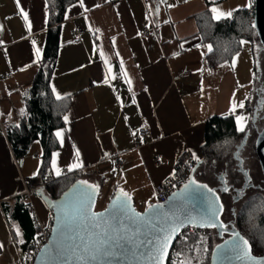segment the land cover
<instances>
[{
	"label": "crops",
	"instance_id": "crops-1",
	"mask_svg": "<svg viewBox=\"0 0 264 264\" xmlns=\"http://www.w3.org/2000/svg\"><path fill=\"white\" fill-rule=\"evenodd\" d=\"M252 5V0H170L168 9L160 0L72 4L61 25L51 82L54 97L67 99L68 108L65 126L54 132L58 149L45 177L80 173L81 181L99 189L104 207L116 192L126 193L142 210L155 204L156 188L174 175L184 153L201 159L204 123L214 116L204 112L213 71L203 66L209 46L201 41L196 17L210 11L215 19ZM47 20L45 0H0L3 129L24 118V97L39 71ZM76 28L83 29L79 41L73 38ZM6 75L11 77L1 79ZM141 128L150 135L137 149ZM32 151L20 165L0 129V264H16L20 254L4 205L23 197L27 180L38 176L41 149L36 145ZM27 202L47 223L51 213L42 199Z\"/></svg>",
	"mask_w": 264,
	"mask_h": 264
},
{
	"label": "trees",
	"instance_id": "trees-1",
	"mask_svg": "<svg viewBox=\"0 0 264 264\" xmlns=\"http://www.w3.org/2000/svg\"><path fill=\"white\" fill-rule=\"evenodd\" d=\"M47 4L48 20L45 31V45L39 59V71L30 84L24 97L25 115L16 127H5L15 159L23 161L33 155V147L38 145L40 168L36 178L27 180V184L35 185L45 177L53 152L58 149L54 132L65 126L64 116L68 108L67 99L54 97L51 82L58 60L60 49L61 25L66 19V11L78 0H45ZM249 9L235 10L230 17L215 20L210 11L197 15L198 34L203 44L211 46L203 59L206 71H215L220 66L230 63L242 51L241 41L248 42L253 50L261 45L250 24ZM254 64V91L258 90L264 100V85L260 70ZM252 90V91H253ZM249 121L247 128L239 132L236 129L232 115L212 116L204 123V144L201 147V159L196 161L197 172L203 168H213L214 162L228 160L231 153L242 140L243 136L253 130L257 120L255 110L249 107ZM251 134V133H250ZM78 172L59 176L44 189V195L51 201L59 199L75 183L81 181ZM4 214L12 227V236L20 252L37 235L39 229L31 213V205L23 196L13 199L12 204L4 205ZM234 228L249 242L252 254L256 257L264 254V195L253 192L241 202L236 211ZM19 233V235L17 234ZM228 235L218 236L215 229L198 230L188 228L176 240L170 253L172 264H187L185 260L199 255V263L210 264L212 251ZM206 249V251H205Z\"/></svg>",
	"mask_w": 264,
	"mask_h": 264
},
{
	"label": "water",
	"instance_id": "water-1",
	"mask_svg": "<svg viewBox=\"0 0 264 264\" xmlns=\"http://www.w3.org/2000/svg\"><path fill=\"white\" fill-rule=\"evenodd\" d=\"M253 6V29L261 45V48L264 50V0H253ZM255 148L264 175V130L258 135ZM19 164L21 165L22 161H20ZM190 181H195L194 172L186 184H189ZM196 184L201 185L198 182H196ZM87 185L90 184L84 181H79L72 185L68 189V191H66L59 199L55 201L49 200L44 195V190L38 191V197L42 199L48 211L52 215V232L48 243L38 253L34 264H149L147 258L143 255L146 250L141 248L139 249V251H136L135 246L145 239L159 241V239L161 238V234L156 230V225L157 223H163V214L171 215L173 213L180 216L181 219L185 220L186 226L181 227L179 229V233L171 239L170 243H168L166 253L163 256V264H168V259L176 240L178 239L180 234L188 228L198 229L201 231L206 229H215L219 236H222L223 234L230 235L229 239L220 243L212 251L210 264H242V262L236 258L235 253L226 256H213V253L218 250V247L225 245L226 242H231L233 236L238 235L242 237V235L236 229H220L218 226L193 227L188 223L187 217L192 218L193 222L197 224L199 223L200 218L207 217L209 211L208 201L210 199V194L207 191L209 189L208 187L199 189L195 192L191 191L190 189L189 193H186L183 197H179V194L184 189L185 185L175 192L171 193L168 197V205L163 206L159 209L161 215L155 218V220L153 221V226L144 228L142 234L133 236V226L128 219L121 217L119 221H116L113 220L111 216L113 202L116 200L117 196L121 195L122 193L116 192L110 199L104 210L96 211L95 207L98 203L99 189L97 187L89 188L87 187ZM129 198L130 199L128 202L133 213L144 215L146 213V210L150 207L149 206L144 211H137L133 200L131 199V197ZM89 205L90 208H88ZM156 205L159 204L155 203L151 206ZM85 208H88V211L90 213H94L97 215L104 214V218L110 221V225L113 228L124 227L125 229H127L126 235L130 237L128 240L129 247L133 249L136 255L134 256L132 252H127L124 254H117L116 257L110 259L86 261L78 260L77 257L84 255V253L79 248H75L74 245L80 242L81 237L87 238L90 233L96 231L91 227L93 222L87 218V215H82V210ZM218 208L222 209L219 201ZM220 213L221 210L218 211V219L216 220L217 225L222 224L220 220ZM58 219L61 220L62 223L58 224ZM57 228H59L60 230L54 231ZM250 253L251 257L254 260H264V254L259 257L254 256L252 254L251 247ZM137 257L139 259H137Z\"/></svg>",
	"mask_w": 264,
	"mask_h": 264
},
{
	"label": "snow or ice",
	"instance_id": "snow-or-ice-1",
	"mask_svg": "<svg viewBox=\"0 0 264 264\" xmlns=\"http://www.w3.org/2000/svg\"><path fill=\"white\" fill-rule=\"evenodd\" d=\"M215 12L216 10L213 9ZM24 18L27 19V15L23 14ZM231 15V13H229ZM219 18V17H216ZM243 44L244 41H241ZM209 51H211V46H209ZM242 106V105H241ZM67 121V117H65ZM241 118H237L238 124L240 123ZM243 131V127L239 129ZM57 137L61 136L60 132L56 133ZM78 155V154H77ZM72 170L71 168L69 169ZM59 175V172H57ZM195 186V187H193ZM87 187L92 188L93 186L87 185ZM206 186L198 185L195 181H190L189 184L184 186V189L179 194V197H183L186 193H189V190L195 192L199 189H203ZM225 191L228 189L225 188ZM210 194V199L208 201L209 211L206 218H200L199 223H194L192 218L187 217L188 223L195 226H208V227H219L220 229L224 228L223 224L217 225L216 220L218 219V211L222 210L218 208L219 198L216 197L215 192L211 189L207 190ZM239 195V193H237ZM178 198V197H174ZM129 197L126 193L118 195L116 200L112 205V219L119 221L121 217L128 219L132 224V235L137 236L142 234L144 228H149L153 226V221L157 216H160L161 213L159 209L163 206L156 205L150 206L146 210L144 215L133 213L130 204ZM90 208V205L88 206ZM88 208L82 210V215H87V218L92 221L91 227L96 231L89 234L87 238L81 237L80 242L75 244V248H79L84 255L78 256L77 259L80 261L86 260H99V259H110L116 257L117 254H124L127 252H132L135 256L136 253L131 247H129L128 240L129 236L126 235L127 229L124 227L113 228L110 225V221L104 218V214H94L88 211ZM131 213V215H130ZM58 224L62 223L58 219ZM183 226H186L185 220L181 219L180 216L175 213L168 215L163 214V223H157L156 230L161 234L159 241H153L151 239H145L137 244L136 251L143 248L146 251L143 255L147 258L149 264H163V256L166 253L167 245L170 243L171 239L179 233V229ZM57 228L54 231H59ZM19 235V233H17ZM206 251V249H205ZM235 253L236 258L239 259L242 264H264V260L256 261L251 257L249 242L238 235L233 236L231 242H226L225 245L219 246L218 250L213 253V256H226ZM137 259H139L137 257Z\"/></svg>",
	"mask_w": 264,
	"mask_h": 264
},
{
	"label": "rangeland",
	"instance_id": "rangeland-1",
	"mask_svg": "<svg viewBox=\"0 0 264 264\" xmlns=\"http://www.w3.org/2000/svg\"><path fill=\"white\" fill-rule=\"evenodd\" d=\"M230 16L231 15L227 14L223 15V17H215V20L228 18ZM251 22L252 21L250 20V24ZM250 46L251 45L248 42H244L242 51L236 55L232 63L222 65L220 68L208 74L207 82L211 88V91L208 93L211 94V97L208 105L204 108V112H214V116L233 115L237 129L239 130L243 127V131L246 129L249 121L247 102L249 103V107L253 108L260 102L259 99H261L262 95L258 90H253L255 87L253 86L255 81L253 69L256 62L258 63L257 65L260 70V76H258V78L261 77V81L264 85V52L258 48L253 50L252 46ZM238 117L241 118L239 124L237 122ZM33 161L38 163L37 159H34ZM230 163L232 164V162ZM251 166L252 176L255 177L256 180H259V178L261 179L259 170L255 167V161L252 162ZM231 175L235 176L233 174ZM194 179L199 184L212 189L215 185L214 168L200 169ZM258 184H261V182ZM252 193L253 192H250L249 194ZM102 202L103 196L96 204V211H102L106 208L103 206ZM222 202L224 203L223 221L225 223L230 222L232 218L231 209L234 208L237 211L240 204L236 206L233 205L230 197L225 198ZM135 208L137 211H144L140 205H136ZM42 222L43 225H46V221ZM185 263H199V255L186 259Z\"/></svg>",
	"mask_w": 264,
	"mask_h": 264
},
{
	"label": "flooded vegetation",
	"instance_id": "flooded-vegetation-1",
	"mask_svg": "<svg viewBox=\"0 0 264 264\" xmlns=\"http://www.w3.org/2000/svg\"><path fill=\"white\" fill-rule=\"evenodd\" d=\"M252 109L255 110V115L259 122L257 121L254 124L253 130L244 135L240 143L231 150L232 159L230 157L228 160L216 161L213 166L215 185L211 190H213L215 195L219 198L222 207L220 220L224 228L228 230L235 229L234 219L236 210L234 208L231 209L232 218L230 222L225 223L222 218L224 213V203L222 201L225 198L230 197L232 204L236 206L241 204L250 192L260 191L264 195V175L255 148L257 137L264 130V100H260L257 106H254ZM254 161L256 163L255 167L259 170L261 175V179L259 178V180H256L251 174V165ZM230 162H232V164ZM259 182H261V184H258ZM225 188L228 190L225 191ZM237 193H239V195H237ZM229 238L230 235L223 241Z\"/></svg>",
	"mask_w": 264,
	"mask_h": 264
},
{
	"label": "built area",
	"instance_id": "built-area-1",
	"mask_svg": "<svg viewBox=\"0 0 264 264\" xmlns=\"http://www.w3.org/2000/svg\"><path fill=\"white\" fill-rule=\"evenodd\" d=\"M253 1V0H252ZM161 5L168 9L170 6V0H160ZM250 13H251V24L253 27V14H254V6L252 5L250 7ZM83 35V29L82 28H76L73 33V38L75 41H79ZM142 35L144 37L149 36V32L147 30L143 31ZM187 75L186 73L182 76ZM10 75H6L1 77V79H8L10 78ZM0 129L4 132V129L2 125L0 124ZM150 133L146 128H141L138 130V137L140 140L139 145H137V149H139L145 141L148 139ZM120 162L118 161L115 165V168L120 167ZM196 169V160L194 159L193 155L190 152L184 153L180 159L178 160L176 164V169L174 175L164 181L160 186H158L155 190V197H156V203L161 206L168 205V197L171 193L175 192L176 190L180 189L182 186H184L193 172ZM68 171H62L57 174H52L47 177H44L41 181H39L35 185H29L27 184L24 189L23 196L30 201L33 197H38V191L44 190L47 185H49L51 182L55 181L59 176L62 175H68ZM32 210V208H31ZM33 219L36 222V225L38 226V233L35 236V238L30 241L26 249L23 252H20L18 260L16 264H34L35 259L38 255V253L43 249V247L48 243L49 238L51 236L52 232V215L50 216L48 222L46 225H43L37 214L32 213ZM172 258L168 259V264H172Z\"/></svg>",
	"mask_w": 264,
	"mask_h": 264
}]
</instances>
